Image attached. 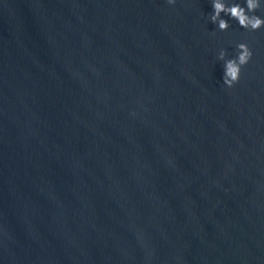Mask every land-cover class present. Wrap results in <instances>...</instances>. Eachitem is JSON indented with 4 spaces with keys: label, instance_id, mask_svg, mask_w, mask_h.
Returning <instances> with one entry per match:
<instances>
[{
    "label": "water",
    "instance_id": "water-1",
    "mask_svg": "<svg viewBox=\"0 0 264 264\" xmlns=\"http://www.w3.org/2000/svg\"><path fill=\"white\" fill-rule=\"evenodd\" d=\"M212 4L0 0V264H264V27Z\"/></svg>",
    "mask_w": 264,
    "mask_h": 264
},
{
    "label": "clouds",
    "instance_id": "clouds-1",
    "mask_svg": "<svg viewBox=\"0 0 264 264\" xmlns=\"http://www.w3.org/2000/svg\"><path fill=\"white\" fill-rule=\"evenodd\" d=\"M168 2L174 4L175 0H168ZM212 5L214 12L211 15V20L222 31H226L230 27L229 19L222 17V13L237 20L238 24L245 29L256 31L264 27V17L254 14L261 7V0H246V6H242L237 2L229 4L227 0H213ZM237 48V56L230 59H225L227 55L225 50L219 52V58L225 61L223 83L229 88L239 83L243 66L247 65L253 56L248 43L240 42Z\"/></svg>",
    "mask_w": 264,
    "mask_h": 264
}]
</instances>
